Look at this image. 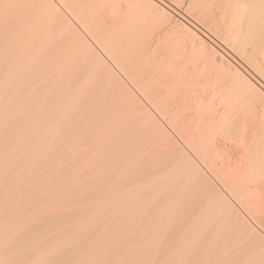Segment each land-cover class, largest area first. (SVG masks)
Listing matches in <instances>:
<instances>
[{"label": "bare ground", "instance_id": "bare-ground-1", "mask_svg": "<svg viewBox=\"0 0 264 264\" xmlns=\"http://www.w3.org/2000/svg\"><path fill=\"white\" fill-rule=\"evenodd\" d=\"M28 1L31 30L8 11L1 22L14 28H0V264H264V0ZM52 30L65 45L57 39L61 64L41 52L38 39ZM189 30L207 33L220 56L198 50L162 62L150 49ZM209 80L222 106L196 103L184 125L171 102ZM91 93L108 101L88 104ZM72 124L68 152L84 138L93 148L80 145L66 178L55 160L64 145L49 155ZM200 125L199 136L188 134L201 156L190 135L185 151L176 140L178 127ZM220 130L238 137L241 165L227 178L208 174L222 185L214 188L203 171L215 169L208 158ZM186 151L207 153L212 169Z\"/></svg>", "mask_w": 264, "mask_h": 264}, {"label": "rangeland", "instance_id": "rangeland-1", "mask_svg": "<svg viewBox=\"0 0 264 264\" xmlns=\"http://www.w3.org/2000/svg\"><path fill=\"white\" fill-rule=\"evenodd\" d=\"M1 2H0V8L2 9V11H0V14L2 13V14H4V15H2L1 14V16H0V24H2L1 26H0V28H4L5 30H6V32H7V29H6V27L8 26H6V24L5 23H7V24H9L10 23V21H14L17 17H18V19H19V17L20 18H22V19H20L19 21L21 22H18L19 24L18 25H21V27H22V25L24 26V22L26 23L27 21V23H29V21L30 20H32L31 18H33V19H35V20H33V22L35 23V21H37L36 20V18H34L35 16H37V12L35 11L36 9L33 7V9H35V10H33V11H35V12H30V11H32V9L30 10V8H32V5L33 4H31V1H28V0H24L27 4H25L24 6V8L25 9H27V11H28V13L26 12V11H24L25 13H26V15L24 14V12H22V10H23V8L22 7H20L19 5H21V1L22 0H20V4H18L19 2H16V1H19V0H10V2L8 1V0H0ZM4 2L6 3L7 2V5L6 4H4ZM11 2H13V3H11ZM25 2H23L22 1V4H24ZM1 3L5 6L6 5V7H2L3 5H1ZM11 3V4H10ZM102 3V2H101ZM16 4V5H15ZM26 5H27V7H26ZM28 5H30V8H28L29 6ZM9 6V7H8ZM14 6V7H13ZM23 6V5H22ZM34 6V5H33ZM5 8V9H4ZM7 8V9H6ZM10 8V9H9ZM15 8V9H14ZM22 8V9H21ZM0 9V10H1ZM5 11H4V10ZM12 9L13 10H15V12L14 11H12ZM24 9V10H25ZM29 9V10H28ZM10 10V11H9ZM17 10V11H16ZM105 10V9H104ZM6 11H8L7 13H9L10 15H12V12H13V15L12 16H14V17H12L11 16V18H14V19H11L10 17H7V16H10L9 14H7L6 13ZM19 11V13H17ZM106 11H108L107 9H106ZM105 11V12H106ZM74 12V11H73ZM76 12V11H75ZM74 12V13H75ZM32 13H36L35 15H34V17H33V15H32ZM24 14V15H23ZM18 15V16H17ZM30 15H32V17L30 16ZM4 16V17H3ZM6 16V17H5ZM24 16H26V18L24 17ZM30 16V17H29ZM24 17V18H23ZM29 17V20H26L27 18ZM5 18H10L9 20V22H7V20L5 19ZM5 19V20H4ZM18 19H16L14 22H16V21H18ZM25 19V21H23L22 22V20H24ZM6 21L5 23L4 22H1V21ZM39 20V19H38ZM83 19H81V21H82ZM12 21V24L14 23ZM84 21V20H83ZM39 22V21H38ZM41 22V21H40ZM39 22V23H40ZM4 23V24H3ZM34 23H32V21H30V23L29 24H27V25H25V27H27V28H30V26H31V28H30V30L32 29V27H33V25H34ZM11 24V25H12ZM33 24V25H32ZM36 24V23H35ZM43 23L41 22L40 23V25H42ZM5 25V26H4ZM10 25V26H11ZM11 27H13V26H11ZM11 27H7V28H11ZM88 27V26H87ZM86 27V28H87ZM145 27V26H144ZM2 28V29H3ZM14 28V27H13ZM90 28V27H89ZM1 29V30H2ZM4 30V31H5ZM4 31H3V33H4ZM50 32H53L52 34L54 35H50V34H48V36H46V35H44L43 37H40L41 39H38V40H45V39H47V38H49L50 36L54 39L53 40V43H52V41H50L52 38L50 37V39H47V40H49L48 41V43H47V45L49 46V51L51 52H49V51H46V50H48L47 48H48V46L45 44V41L43 42L44 43V45L46 46H44L43 45V43L41 44V43H39L40 41H37V43H39L41 46H43V48L42 49H44V50H42L41 52H46V57H51L52 55V58H50L51 60H55L56 59V62H58L59 64H61L62 62L59 60L58 61V58L60 59H62V61L64 60L63 58L65 57V50L63 51V49L61 48H59V46L61 45H59L58 43H60V41H61V43H62V45L65 47V45L63 44L64 42H62V40H61V38L59 39V37L58 36H56L55 37V33H54V30H52V31H50ZM49 32V33H50ZM58 37V38H57ZM43 38V39H42ZM56 38V39H55ZM172 38V40H170ZM170 39H168L167 40V38H164V37H162V38H160V39H158V41H156L155 43H153L151 46H150V49L151 50H153L157 55H162V62H164L165 60H166V58H168L169 56H172V55H175V54H177V53H182V54H186V55H190V54H193V51H195V53L198 51V50H200L201 51V53L202 54H205V56H206V59L207 60H209V61H214L213 60V57L215 56L216 58L217 57H219L220 56V54H221V48H220V46L218 45V44H214L212 41H210L209 40V38H208V36H207V33H202L201 35H199V36H195L190 30L189 31H187L185 34H174L172 37H171ZM208 38V39H207ZM57 39H58V43H57ZM47 40H46V42H47ZM55 41H56V44H57V46H55L56 44H55ZM36 43V44H37ZM51 44V45H50ZM52 44H54V47H57V49L56 50H53V52H55V56H54V54H53V52H52V50L50 49L53 45ZM38 45V44H37ZM37 45H35V46H37ZM59 45V46H58ZM62 45L60 46V47H62ZM34 46V47H35ZM34 47H32V48H34ZM45 47V48H44ZM192 47H194V48H192ZM53 48V47H52ZM54 49V48H53ZM66 49V48H65ZM59 50H61L62 51V53L64 52V55L63 56H60L59 55V53H61V52H59ZM56 51H57V53H56ZM49 52V53H48ZM51 56H50V55ZM48 55V56H47ZM58 55V56H57ZM62 55V54H61ZM60 56V57H59ZM58 57V58H57ZM49 60V59H48ZM64 62V61H63ZM216 63H219V61L216 59ZM199 87L202 89V90H200L198 93H196L195 94V96H190V97H187V96H184V97H181V98H179V99H176V100H174V101H172L171 102V104H170V106H171V108L172 109H174L175 111H179L180 113H181V115L182 116H180V118H181V121H182V123L184 124V125H186V126H189V125H191L192 123H194L193 122V120H196L195 118H194V115H195V104L196 103H200L201 102V105L204 107V108H207L208 110L209 109H212V108H220L221 106H222V104H221V101H220V97L222 96V94L224 93L223 92V90H218L217 89V86L214 84V82L212 81V80H209V81H206V82H201L200 83V85H199ZM92 94V95H91ZM90 94V96H92L93 97V99H92V97L91 98H89L87 95L86 96H84V99L83 100H85V101H87V103L89 104V101H93V103L92 102H90V104H100V103H105L106 101H108V98H105V97H103L102 98V96L100 97V96H98L97 94H93V93H91ZM96 96H98V97H96ZM95 97V98H94ZM192 97H194V99H192ZM87 98V99H86ZM92 99V100H91ZM97 101V103H95ZM101 101V102H100ZM256 101H258V104L257 105H259V104H261V103H259V101L260 100H256ZM256 101H254L253 103H255ZM99 102V103H98ZM255 106V105H254ZM252 108V107H251ZM246 112H244V114H245ZM249 113V112H248ZM247 113V114H248ZM108 116V118L109 119H114V116H115V113L113 114H108L107 115ZM105 117V118H104ZM103 117V119H106V115ZM166 121H168L169 120V118L166 116L165 118H164ZM258 121V120H257ZM256 121V122H257ZM260 122V120L258 121V123ZM72 123H74V122H72ZM250 123V122H249ZM251 123H255V121L253 120V122L251 121ZM253 124H252V126H253ZM257 124V123H256ZM256 124H254V125H256ZM75 124H72V126L71 125H69V127H71V128H68V126L67 127H65V128H63V129H61V130H63L62 131V133H60L61 132V130L58 132V133H60V135L59 134H57L55 137H56V139L58 138V140L60 139H62L61 141H55L56 139H54V143H52V144H55V147H56V151L54 150L55 148L54 147H52V154L51 155H49V157H51V158H49V161L51 160L52 162H53V159L54 158H52V156H54V157H56V156H58L59 155V152H60V150L62 149V147H63V145L64 144H66V145H68L69 144V146H70V143L73 141L72 139L74 138H72V137H70L69 138V136H74V134H76V132H77V130H76V126H74ZM73 126H74V128H73ZM248 126L249 127H252L251 126V124H248ZM179 128H182V129H179ZM187 129V133L185 132V126H182V127H178V131H179V133H180V130H181V134H182V132H183V135L185 136H182L183 138H181V136H180V139L178 140V139H176L177 141H179V142H177L178 143V145H182V144H185V143H187V139L189 140V141H192V138H193V140L194 141H197L196 143L194 142V141H192L193 143H195V144H193L192 142H189V143H192V145H194L193 147V149H191V150H193V151H195V148L196 149H198V148H200V147H195L196 146V144L197 143H199V141H198V137H197V139H194V138H196V137H193L194 135H195V133L194 132H198V131H200L201 130V125L200 126H198L197 127V129H195V127L193 128V127H190V128H188V127H186ZM191 128H193V129H191ZM64 129H67V130H65L64 131ZM72 129V130H71ZM75 131H74V130ZM92 129V128H91ZM78 130H79V128H78ZM95 131H97L96 129H94ZM189 130H194V132H193V134H192V131H191V135H193V136H191L190 134H188V131ZM71 133H70V132ZM69 132V133H68ZM196 132V133H197ZM68 133V134H67ZM184 133H186L188 136H186V134H184ZM190 133V132H189ZM200 133V132H199ZM65 136V134H66V136L64 137L63 135ZM73 134V135H72ZM62 135V136H61ZM189 135H190V137H192V138H188L189 137ZM195 136H199L198 135V133L195 135ZM236 136V135H235ZM66 137H68V138H66ZM72 138V139H71ZM237 138V140H238V137H236ZM66 140V143H65V140ZM87 139H89V138H86V140H85V138H84V141H82V143H83V145L85 144H87L86 146L87 147H89V148H93V145L92 144H89V142L91 143V139H89L88 141H87ZM191 139V140H190ZM212 139L214 140V154H213V156L212 157H210V158H208L209 160L210 159H212L213 157H214V162H213V160H210L211 162L210 163H215L216 164V166H215V164H213L214 165V171H210L212 168L211 167H213L212 166V164H211V166H210V164H209V160L207 159V157L206 156H208L207 155V153H205L206 155H205V158L208 160V161H206V159L204 160V159H201L198 155H196V154H200V153H202V152H198V150H200V149H198L197 151H195V153L196 152H198V153H192L191 151L190 152H188V151H186L187 153H188V155L190 156V158H192V160L196 163V162H198V161H200V160H202L201 162H200V164L202 163V165H203V163H204V161H206L208 164H209V168H210V170H209V168H208V171H210V173L209 172H205V170L203 169V167H200V164L199 163H196L199 167H200V169L204 172V174L205 173H207V174H205L206 175V177L208 176V174H210V175H212L211 174V172L212 173H215V175L213 176V177H215L216 176V178H214L215 180L216 179H223L225 176H227L226 175V173L228 174V173H233L234 172V170L238 167V166H240L241 164H240V160H241V157H240V155H239V153H238V149H240L241 148V145H240V147H239V145H237L238 143H237V140L235 141H232V143L229 141V137H228V135H227V133L226 132H224V131H218L213 137H212ZM64 140V141H63ZM67 140L69 141V142H67ZM53 142V141H52ZM86 142V143H85ZM234 142H236V145L238 146H236L235 144H234ZM239 142V141H238ZM62 143H64V144H62ZM82 143L80 144V145H82ZM180 143V144H179ZM61 146V149H60V147H57V146ZM66 145H64V147H63V149L61 150V151H63V153L62 152H60V153H62V154H60L59 155V157L57 158H55V160H58L59 158H61V160L59 159V167L61 168V170H60V173L61 174H64V172H65V174H64V176L66 177V174H67V177H68V175L70 176V174L69 173H73V171H74V167H75V169H76V165L78 164H76L75 162L73 163V160L75 159V161L76 162H78V158H80L79 157V155L80 154H78V152L76 151V150H78L81 146L79 145V146H77V148H72V150H69V152H68V149L67 148H69V146L67 147ZM89 145V146H88ZM186 145V144H185ZM187 145H190V144H187ZM186 145V146H187ZM192 145H191V147H192ZM198 145V144H197ZM184 148H183V147ZM180 148L182 149V150H184L186 147L184 146V145H182ZM187 148L189 149L190 148V146L188 147L187 146ZM186 148V149H187ZM59 149V150H58ZM69 149H71V147L69 148ZM185 149V150H186ZM80 150H81V148H80ZM184 150V151H185ZM66 151V152H65ZM72 151H73V153H76L75 155H77V156H75V157H73L74 156V154L72 153ZM76 151V152H75ZM56 152V153H55ZM68 152V153H67ZM71 152V153H70ZM65 153H67L66 155H65ZM56 154V155H55ZM82 154V153H81ZM204 154V153H203ZM202 154H200V156H201ZM204 156V155H203ZM63 157V158H62ZM66 157V159H67V163L66 162H64V158ZM68 157H71V158H69L70 159V161H69V159H68ZM76 157H78V158H76ZM197 157H199L198 158V161H196V158ZM209 157V156H208ZM195 159V160H194ZM50 161V162H51ZM62 161L64 162V163H62ZM66 161V160H65ZM69 163V164H68ZM73 163V165H70V164H72ZM206 163V164H207ZM65 164V165H64ZM76 164V165H75ZM205 164V163H204ZM68 165L70 166V168L68 167ZM201 165V166H202ZM66 166V167H65ZM74 166V167H73ZM65 168V169H62V168ZM204 168H206V170H207V167H206V165L204 166ZM66 169H67V171H66ZM73 169V170H72ZM64 170V171H63ZM110 169H107V171H109ZM72 171V172H71ZM106 170H105V172L106 173H109V172H107ZM217 171V172H216ZM105 172H103L104 173V175H105ZM223 173V174H219V173ZM99 173V175H101V174H103V173H101V172H98ZM115 173V172H114ZM113 173V174H114ZM224 173H225V176H224ZM96 174V173H95ZM113 174H112V176H113ZM97 175V174H96ZM222 176V178H220L219 176ZM66 177V178H67ZM219 177V178H218ZM228 177H229V175H228ZM113 178H116V177H113ZM207 178H209L210 179V176H208ZM225 178H227V177H225ZM112 179V178H111ZM214 179H210V181H212V183L215 185V184H219L218 186H221L222 187V185L218 182V180H217V182H215L214 181ZM218 186H217V190H222V188H218ZM214 188H216V185L214 186ZM220 190V191H221ZM246 206H247V204L246 203H244ZM244 204H242L243 206H244ZM246 206H244L245 208L244 209H246ZM248 207V206H247ZM256 207V206H255ZM254 206H253V209H252V207H248V209L250 208L251 209V211L253 210V211H255L254 212V214H256V212H257V208H255ZM243 208V207H242ZM249 209V210H250ZM256 209V210H255ZM244 211V213L246 212V211H248L247 209L246 210H243ZM251 211L250 212H247L245 215L246 216H249V214L248 213H251ZM259 212V211H258ZM253 213V212H252Z\"/></svg>", "mask_w": 264, "mask_h": 264}]
</instances>
